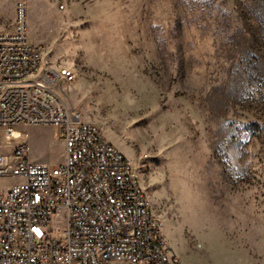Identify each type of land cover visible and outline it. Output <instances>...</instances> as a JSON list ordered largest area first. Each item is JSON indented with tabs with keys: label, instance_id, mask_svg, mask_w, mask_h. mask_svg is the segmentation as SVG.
Wrapping results in <instances>:
<instances>
[{
	"label": "rangeland",
	"instance_id": "374dc122",
	"mask_svg": "<svg viewBox=\"0 0 264 264\" xmlns=\"http://www.w3.org/2000/svg\"><path fill=\"white\" fill-rule=\"evenodd\" d=\"M21 6L181 261L264 264V0H0V30ZM20 130L32 159L63 161L56 126Z\"/></svg>",
	"mask_w": 264,
	"mask_h": 264
},
{
	"label": "built area",
	"instance_id": "2783aa9c",
	"mask_svg": "<svg viewBox=\"0 0 264 264\" xmlns=\"http://www.w3.org/2000/svg\"><path fill=\"white\" fill-rule=\"evenodd\" d=\"M75 77L45 62L21 6L13 28L0 30V264H186L130 159L68 106ZM42 124L64 141L56 165L33 160L16 133Z\"/></svg>",
	"mask_w": 264,
	"mask_h": 264
},
{
	"label": "bare ground",
	"instance_id": "6f19581e",
	"mask_svg": "<svg viewBox=\"0 0 264 264\" xmlns=\"http://www.w3.org/2000/svg\"><path fill=\"white\" fill-rule=\"evenodd\" d=\"M21 131L20 130H16V133L18 134V133H20Z\"/></svg>",
	"mask_w": 264,
	"mask_h": 264
},
{
	"label": "crops",
	"instance_id": "0c3cea01",
	"mask_svg": "<svg viewBox=\"0 0 264 264\" xmlns=\"http://www.w3.org/2000/svg\"><path fill=\"white\" fill-rule=\"evenodd\" d=\"M36 157H38V156H36ZM33 160H39V159H33ZM39 161H41V160H39Z\"/></svg>",
	"mask_w": 264,
	"mask_h": 264
}]
</instances>
